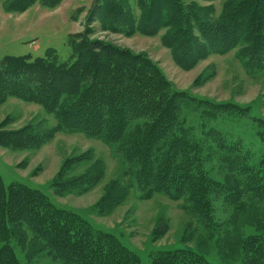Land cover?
Masks as SVG:
<instances>
[{
	"label": "trees",
	"instance_id": "16d2710c",
	"mask_svg": "<svg viewBox=\"0 0 264 264\" xmlns=\"http://www.w3.org/2000/svg\"><path fill=\"white\" fill-rule=\"evenodd\" d=\"M0 1L8 13H25L35 5L54 9L63 0ZM179 6L176 0H140L139 16L135 17L124 0H96L88 23H101L106 31L126 37H152L167 30L163 44L183 70H192L213 54L227 55L240 49L238 56L245 70L264 73V0H232L228 12L217 20ZM165 10L171 15L165 16ZM108 20L110 26L120 27L105 26ZM92 33L85 32L75 40L68 61L59 62L50 52L45 58H16L12 64H0V105L9 98L38 104L56 117L59 131L79 132L117 153L124 152L145 199L156 194L172 200L187 199L189 211L207 229H213L215 221L219 223L212 207L216 199H223L234 215L223 232L222 259L236 264H264V231L242 236L240 219L247 217V206L239 198L247 195L251 200L260 197L264 201V160L258 165H241L236 148L220 141V154L237 153L235 158L220 157L230 170L228 182L212 180L199 162L190 167L182 156L196 146L179 116L186 109L185 102L196 100L173 90L145 55L92 41ZM30 129L0 134V143L31 148L48 136ZM200 143L196 139V145ZM193 181L196 193L189 191ZM121 199L116 198L118 203ZM3 214L23 226L40 251L59 264H142L141 258L117 238L94 229L85 220L52 210L37 191L11 186L5 192L0 183V225H7ZM7 250L0 251V264H15ZM149 261L212 264L206 255L189 248L153 251Z\"/></svg>",
	"mask_w": 264,
	"mask_h": 264
},
{
	"label": "rangeland",
	"instance_id": "374dc122",
	"mask_svg": "<svg viewBox=\"0 0 264 264\" xmlns=\"http://www.w3.org/2000/svg\"><path fill=\"white\" fill-rule=\"evenodd\" d=\"M95 1L63 0L54 9L35 5L25 13H8L0 1V64H12L16 58H45L50 52L55 53L59 62L68 61L75 40L92 30L89 36L92 41L145 55L173 90L196 100L185 102L186 109L179 116L180 124L187 134L191 132V142L196 146L182 156L190 167L199 162L212 180L228 182L230 170L220 157L235 158L237 153L220 154L217 150L220 141L236 148L241 165H258L264 160V73L245 70L238 56L240 49L227 55L213 54L192 70H183L163 44L167 30L152 37L141 34L126 37L106 31L101 23L90 25L88 19ZM124 1L132 7V15L138 17L140 0ZM176 1L181 3L180 8L212 20L226 14L232 3V0ZM163 14L171 15L167 10ZM109 23L108 20L105 26L120 27ZM146 88L147 85L141 87L143 95ZM28 127L31 132L48 136L31 148H12L0 143V183L5 192L11 186L37 191L52 210L59 209L85 220L94 229L117 238L141 258L142 264H150L153 251L184 248L206 255L212 264H236L222 259L223 232L234 215L223 199H216L212 207L219 223L215 221L216 226L207 229L191 214L187 199L172 200L165 194L145 199L124 152L117 153L79 132L59 131L56 117L38 104L9 98L0 105V134L21 132ZM196 139L200 145H196ZM193 183L189 191L196 193ZM116 198L122 199L118 203ZM239 198L247 206V217L240 219L242 236L263 232L264 201L260 197L251 200L247 195ZM2 218L7 225H0V251L8 249L15 264H59L40 251L23 226L6 219L5 214Z\"/></svg>",
	"mask_w": 264,
	"mask_h": 264
}]
</instances>
